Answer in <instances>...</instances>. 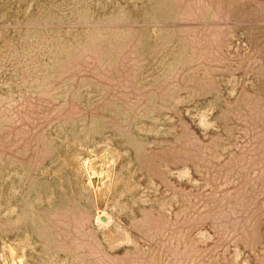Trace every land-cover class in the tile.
<instances>
[{
    "label": "rangeland",
    "instance_id": "rangeland-1",
    "mask_svg": "<svg viewBox=\"0 0 264 264\" xmlns=\"http://www.w3.org/2000/svg\"><path fill=\"white\" fill-rule=\"evenodd\" d=\"M0 264H264V0H0Z\"/></svg>",
    "mask_w": 264,
    "mask_h": 264
}]
</instances>
